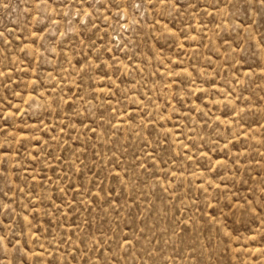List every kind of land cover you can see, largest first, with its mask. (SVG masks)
I'll use <instances>...</instances> for the list:
<instances>
[{
    "label": "rangeland",
    "instance_id": "rangeland-1",
    "mask_svg": "<svg viewBox=\"0 0 264 264\" xmlns=\"http://www.w3.org/2000/svg\"><path fill=\"white\" fill-rule=\"evenodd\" d=\"M0 264H264V0H0Z\"/></svg>",
    "mask_w": 264,
    "mask_h": 264
}]
</instances>
